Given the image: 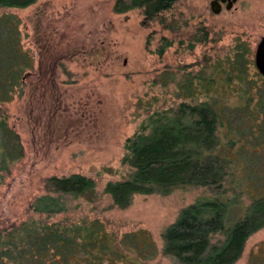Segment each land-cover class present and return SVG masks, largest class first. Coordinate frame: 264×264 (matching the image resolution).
<instances>
[{
    "label": "rangeland",
    "instance_id": "374dc122",
    "mask_svg": "<svg viewBox=\"0 0 264 264\" xmlns=\"http://www.w3.org/2000/svg\"><path fill=\"white\" fill-rule=\"evenodd\" d=\"M212 1L174 4L167 14L180 12L187 22L178 37L157 22H145L138 9L114 13V0H36L22 8H0V17L12 16L17 50L6 51L0 36V70L2 75L15 71L18 76L10 100L0 101V116L18 134L23 151L0 183V227L31 215L28 206L44 193L46 177L81 173L96 180L99 199L90 203L83 198L71 200L78 209L51 221L97 218L117 235L145 229L157 248H162L164 228L182 208L209 197L210 191L185 186L167 195L137 194L127 208L119 209L110 207L111 199L102 188L107 181L124 177V143L141 129L148 115L190 100L179 95L185 73L194 78L197 100L221 95L234 103L243 85L222 84L216 65L231 55L236 42H243L249 50L246 57L252 61L248 78H256L254 50L264 35V0H235L230 8L219 4L217 13ZM197 25L209 30V41L195 43L192 49L185 40L179 43ZM161 36L173 39V44L158 56L154 51ZM204 58H209L207 64ZM200 75L213 77L211 87L199 88L196 77ZM259 84L256 81V87ZM227 132V127L219 128L224 155L233 161L243 187L254 195L258 191L249 174L254 179L264 177V134L253 140L252 135ZM246 149L255 161L242 159L239 154ZM242 198L247 202L248 197ZM263 248L264 227L247 239L234 264H264L250 259ZM149 263L178 264L161 253Z\"/></svg>",
    "mask_w": 264,
    "mask_h": 264
},
{
    "label": "trees",
    "instance_id": "16d2710c",
    "mask_svg": "<svg viewBox=\"0 0 264 264\" xmlns=\"http://www.w3.org/2000/svg\"><path fill=\"white\" fill-rule=\"evenodd\" d=\"M35 1L0 0V8H22ZM176 2L114 0L112 11L119 14L138 9L145 22H157L161 29L178 37L187 22L180 12L167 14ZM199 25L184 33L186 38H180L179 43L187 41L189 49L195 43H207L209 30ZM0 36L5 50L17 53L12 16L0 17ZM172 44L173 39L161 36L154 53L161 56ZM248 51L243 42H236L231 55L218 60L216 65L222 84L243 85L237 89L234 103H228L221 95L197 100L194 78L185 73L184 80L179 82V95L190 100L148 115L141 129L124 143V177L109 180L102 188V193L111 199L110 207L119 209L127 208L137 194L167 195L185 186L210 191L209 197L182 208L176 220L164 228L160 250L145 229L117 235L97 218L81 216L77 220L51 221L54 216L78 209V205H71V200L83 198L90 203L100 197L94 178L71 173L46 177L44 193L28 206L31 215L0 227V264H150L158 253L178 264L236 263L247 239L264 227V177L254 179L251 177L255 175L249 174L258 191L249 195L235 175L233 161L224 155L219 134L220 127H227V133L239 137L252 135L253 140L264 134V77L254 72L256 78H248L252 64L246 57ZM208 59L204 58L206 64ZM12 72L6 76L0 70V101L10 100L9 93L18 77ZM196 78L199 88L208 89L214 81L211 76ZM256 81L260 82L257 87ZM254 126L257 135L252 133ZM253 140L251 144L256 145ZM250 152L241 150L239 155L255 161ZM22 156L18 134L0 116V183ZM242 197H248L247 202ZM260 250L253 252L250 259L264 262V248Z\"/></svg>",
    "mask_w": 264,
    "mask_h": 264
},
{
    "label": "water",
    "instance_id": "95a60500",
    "mask_svg": "<svg viewBox=\"0 0 264 264\" xmlns=\"http://www.w3.org/2000/svg\"><path fill=\"white\" fill-rule=\"evenodd\" d=\"M233 1L235 0H229L228 4L226 5V8H230ZM211 8L213 12L217 13L218 9L216 8L215 0L211 2ZM254 65L257 69V72L261 74L262 77H264V35L260 37V40L258 41L255 47Z\"/></svg>",
    "mask_w": 264,
    "mask_h": 264
},
{
    "label": "flooded vegetation",
    "instance_id": "af4514ba",
    "mask_svg": "<svg viewBox=\"0 0 264 264\" xmlns=\"http://www.w3.org/2000/svg\"><path fill=\"white\" fill-rule=\"evenodd\" d=\"M228 2H229V0H224V1H222V0H215V5H216V8L218 9L217 12H219V10H220V6H221L222 4L227 5ZM233 2H235V1H233ZM233 2H232V3H233ZM219 4H220V6H219ZM231 5H232V4H231Z\"/></svg>",
    "mask_w": 264,
    "mask_h": 264
}]
</instances>
